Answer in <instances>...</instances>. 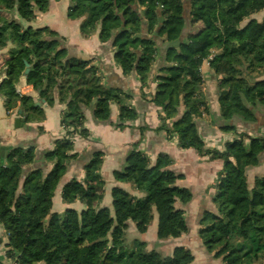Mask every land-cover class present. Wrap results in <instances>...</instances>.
<instances>
[{
	"label": "trees",
	"instance_id": "obj_1",
	"mask_svg": "<svg viewBox=\"0 0 264 264\" xmlns=\"http://www.w3.org/2000/svg\"><path fill=\"white\" fill-rule=\"evenodd\" d=\"M49 2L0 0V48L12 47L0 68V74L5 73L0 93L7 111L31 100L15 88L23 75L46 103L53 102L55 93L67 102L61 120L66 137L55 140L44 153L54 161L47 174L41 168L25 174L24 168L35 161L32 146L5 149L0 155V222L8 235L10 258L18 264H191L194 255L185 246L166 256L147 249L141 240L125 243L130 223L144 233L154 212L158 239L177 238L189 230L186 210L177 203L189 204L193 193L177 185L180 175L169 168L172 160L167 154L158 155L152 164L147 153L133 148L114 177L145 195L138 198L115 187L112 214L101 206L105 182L101 153H95L85 167V181L72 180L62 191L65 202L80 200L86 208L51 212L57 185L75 157L74 138L87 134L85 109H92L97 123H107L111 104H117L114 125L119 129L131 126L138 113L129 103V93L103 83L92 58L73 55L67 39L52 28L24 24L35 18L36 11H47ZM262 9L264 0H70L67 12L70 19L81 20L83 37L98 31L101 42L112 41L122 73L136 74L141 89L147 86L153 66H158L152 97L161 109L157 131L175 138L182 149L194 148L201 156L223 160L214 184L217 211L203 216L199 236L206 250L225 264H264V174L252 189L246 174L260 163L264 138L241 133L223 150L206 147L196 120L209 112L200 67L214 52L211 67L222 76L217 82L222 130L235 131L240 122H256L258 106L264 108L260 78L264 19L258 21L253 14ZM149 129L140 127L142 137Z\"/></svg>",
	"mask_w": 264,
	"mask_h": 264
},
{
	"label": "crops",
	"instance_id": "obj_2",
	"mask_svg": "<svg viewBox=\"0 0 264 264\" xmlns=\"http://www.w3.org/2000/svg\"><path fill=\"white\" fill-rule=\"evenodd\" d=\"M68 7L69 0L50 1L49 10L40 13L31 25L52 28L67 39L73 55L92 58L93 62L100 67L104 84L120 87L132 96L129 103L136 109L138 118L131 122V126L119 129L114 125L117 123L119 115L117 104H111V122L107 123H97L93 118L92 109H85L87 134L74 138L73 153L75 157L69 162L65 174L57 185L51 212L63 213L68 208L82 211L86 208L80 200L65 202L62 198V191L64 186L72 180L85 181V167L95 153H101L100 174L105 182L101 206L109 208L112 214H114L112 190L115 187L123 188L138 198L145 195L135 189L131 183L117 181L114 177L116 171L123 169L126 158L133 148L138 147L147 153L152 164L156 162L158 155L167 154L172 160L169 168L180 175L177 185L187 188L193 193V199L189 204L177 203L178 207L186 210L189 230L177 238L158 239V217L154 212V218L144 233L139 232L135 224L131 222L126 232L127 239L129 241H144L147 243V249H156L166 256L171 255L175 247L185 246L194 255L191 264H225L221 258H214L213 254L206 250L199 236V230L204 226L202 224L203 216L207 212L217 211L213 201L216 192L214 184L218 173L223 168V160L201 156L194 148L182 149L178 146L175 138L170 139L165 132L157 131L156 128L161 124L160 110L152 102V97L157 86L154 77L158 72V66H153L146 88L141 89L136 74L125 75L122 73L114 58L115 48L112 41L101 42L98 31L88 38L83 37L80 31L81 20L70 19L67 16ZM253 17L262 21L264 9L254 13ZM11 48V45L0 48V68L9 58ZM202 72L209 112L204 114L197 124L199 131L204 135V141L208 148H224L225 145L221 141L225 139L228 141L239 132L248 137L264 138V108L260 105L256 122L251 124L240 122L235 131L226 132L220 128L217 87L219 77L210 66L207 67L205 64L202 66ZM4 78L5 73L3 72L0 74V83ZM260 78L264 79V73ZM15 88L19 94L27 96L31 100L26 104L19 103L16 109L7 111L5 97L0 93V144L4 148L0 155L5 154V149L32 146L35 149V161L24 168L25 174L37 168L43 169L47 174L53 168L54 161L46 159L44 153L53 146L55 140L66 137L61 120L67 109V102L59 100L55 93L53 102L46 103L41 98L39 91L27 82L25 75L21 76ZM183 112L184 108L181 107V113ZM19 119L23 121L17 123L16 121ZM144 125L150 129L142 137L140 127ZM141 139L142 141H140ZM247 141L249 143V139ZM246 174L249 188L252 189L255 179L264 174V153L261 154L260 163L249 167ZM23 182L24 178L20 182V190ZM7 243L8 235L4 225L0 222V264L15 263V260L9 256Z\"/></svg>",
	"mask_w": 264,
	"mask_h": 264
},
{
	"label": "rangeland",
	"instance_id": "obj_3",
	"mask_svg": "<svg viewBox=\"0 0 264 264\" xmlns=\"http://www.w3.org/2000/svg\"><path fill=\"white\" fill-rule=\"evenodd\" d=\"M50 1H53V0H50ZM54 1H60V0H54ZM50 3V2H49ZM69 5H70V0H69ZM49 7H50V4H49ZM49 10V9H48ZM47 10V11H48ZM47 11H45V12H47ZM45 12H37L36 11V16H35V18L33 19V20H31L30 22H25L24 21V24H28L29 26H32L31 25V23L38 17V15L40 14V13H45ZM68 12V11H67ZM33 27V26H32ZM33 28H36V27H33ZM214 55H215V53L213 52L212 54H210V56L202 63V65H201V67H200V70H201V74H202V77H203V79H204V74H203V72H202V66H203V64H205V65H207V67H209L210 66V68L211 69H213L212 67H211V63H210V61L213 59V57H214ZM209 65V66H208ZM213 71H214V69H213ZM217 75V74H216ZM218 76V75H217ZM219 78H222V76L221 75H219L218 76ZM205 82V81H204ZM145 88H146V86H145ZM202 90H203V92H204V84H203V86H202ZM156 92V91H155ZM183 96V95H182ZM185 100V99H184ZM184 100H183V98L181 97L180 98V105H181V107H185V102H184ZM159 108V107H158ZM202 109V108H201ZM159 110H161L160 108H159ZM204 114H206V113H204ZM203 114V115H204ZM203 117V116H202ZM201 117V118H202ZM200 119V118H199ZM198 118L196 119L197 121L199 120ZM168 124H169V126H172L171 124H172V122H171V120H169L168 121ZM227 132V131H226ZM242 132H239V133H236L235 134V138H237V139H239V135L241 134ZM244 134V133H243ZM225 139V138H224ZM245 139V138H244ZM231 141V139L229 138V140L227 141V139H225V140H223V141H221V143L223 144V145H225L226 146V144L228 143V142H230ZM245 142L247 143L248 141H247V138L245 139ZM248 144V143H247ZM225 146H224V148H225ZM206 147L208 148V146L206 145ZM224 148H219L220 150H223ZM218 149V150H219ZM122 182V181H121ZM135 241V240H134ZM134 241H129L128 239H127V237H126V241H125V243L129 246V245H132V243L134 242Z\"/></svg>",
	"mask_w": 264,
	"mask_h": 264
},
{
	"label": "water",
	"instance_id": "obj_4",
	"mask_svg": "<svg viewBox=\"0 0 264 264\" xmlns=\"http://www.w3.org/2000/svg\"><path fill=\"white\" fill-rule=\"evenodd\" d=\"M28 71H29V68H27L26 70H25V73H28ZM21 121H23L22 119H19V120H17L16 122L17 123H20Z\"/></svg>",
	"mask_w": 264,
	"mask_h": 264
},
{
	"label": "built area",
	"instance_id": "obj_5",
	"mask_svg": "<svg viewBox=\"0 0 264 264\" xmlns=\"http://www.w3.org/2000/svg\"><path fill=\"white\" fill-rule=\"evenodd\" d=\"M234 138H235V137H232L231 140L234 139ZM14 264H18V263L15 262Z\"/></svg>",
	"mask_w": 264,
	"mask_h": 264
}]
</instances>
